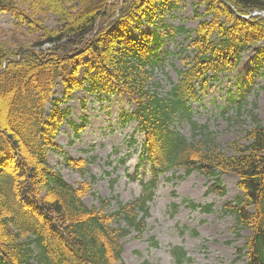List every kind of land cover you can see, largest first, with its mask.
I'll use <instances>...</instances> for the list:
<instances>
[{
  "label": "trees",
  "instance_id": "obj_1",
  "mask_svg": "<svg viewBox=\"0 0 264 264\" xmlns=\"http://www.w3.org/2000/svg\"><path fill=\"white\" fill-rule=\"evenodd\" d=\"M225 1L201 0L204 12L194 4L193 19L199 22L189 29L163 21L169 0H0V11L15 18L13 31L35 36L12 50L0 49V264L120 262L121 240L132 229L142 233L145 228L158 175L177 167L205 175L213 180L209 192L222 195L220 175H238L242 193L227 201L224 211L233 215L236 231H251L237 248L238 257L264 264V123L257 105L247 110L253 125L232 142V154L217 147L213 133L193 119L192 102L200 101L222 74L233 73L245 52L256 48L257 61L264 62V0ZM50 13L53 26L43 16ZM159 19L168 27L164 34L191 39L180 54L192 50L165 95L153 80L164 44ZM134 22L137 35L131 31ZM145 23L153 27L143 29ZM83 70L90 90L119 89L130 97L135 109L123 112L122 122L138 123L144 133L139 157L152 165L140 196L118 201L116 210L88 206L83 199L93 191L91 181L75 186L48 161L54 151L68 167H87L86 159L71 156L56 142L67 122L77 138L83 131L87 119L83 125L67 121L71 110L62 108L85 88ZM60 84L62 96L56 93ZM184 120L200 133L196 139L174 126ZM137 144L132 138L131 145ZM190 205L212 210L211 204L190 200ZM172 252L178 261L185 256L182 248Z\"/></svg>",
  "mask_w": 264,
  "mask_h": 264
},
{
  "label": "rangeland",
  "instance_id": "obj_2",
  "mask_svg": "<svg viewBox=\"0 0 264 264\" xmlns=\"http://www.w3.org/2000/svg\"><path fill=\"white\" fill-rule=\"evenodd\" d=\"M172 1L168 2L166 10L170 12L163 21L167 25L196 28L199 20L193 19L194 4H200L199 9L204 12L205 5L200 3L201 0H180L179 3L174 0L173 5L170 4ZM43 16L48 25L55 24L54 14ZM14 23L11 13L0 11V49L12 50L15 45L35 37L27 35L26 30L13 31ZM137 25L134 22L131 27L135 35L138 34ZM160 25L164 44L153 80L154 87L158 86L165 95L172 83L178 82L177 71L184 67V57L192 50L188 49L180 56L179 51L187 47L191 39L186 34L174 37L164 34L168 27ZM152 27L147 23L142 26L143 29ZM260 46L264 48V42ZM256 50L254 47L248 50L234 73L223 74L217 82L210 84L201 101L192 102L193 119L198 124L208 125L217 147L229 154L234 152L229 149L232 142L241 139L253 125L247 112L253 103H257L256 113L264 123V62L257 61ZM86 77L83 70L80 78L87 81L85 88L76 91L69 104L62 105V108L69 106L71 110L67 121L82 124L87 119L81 136L76 138L72 125L67 122L56 142L71 156L87 158L89 165L80 172L63 164V157L54 151H49L48 161L52 168L61 171L67 182L75 186L95 177L96 181L92 184L94 192L84 197V202L88 206L116 210L118 201L125 203L138 197L143 184L152 178L149 163L139 159V147L129 143L133 133L136 134L134 139L140 142L144 134L138 130L137 122L122 124V111L135 109L126 93L119 89L97 93L89 89L90 82ZM62 91L60 84L56 88L57 95L62 96ZM240 106H243L242 113H239ZM175 125L190 140L196 139L187 120ZM115 178L117 180L114 181ZM221 178L226 187L224 195L207 192L208 179L197 172L185 175L183 169H174L159 175L155 196L149 202L145 228L141 234L134 230L123 239L122 261L113 264H245V256L238 258L236 248L245 244L251 232L248 229L236 231L233 215L224 213L222 208L226 201L241 193L239 178L231 171L221 175ZM103 199H106L105 203ZM184 199L204 205L213 204V211L192 209ZM173 203L178 204L174 210ZM155 241L157 245L153 244ZM173 246L184 247L189 259L186 257L178 262L171 252Z\"/></svg>",
  "mask_w": 264,
  "mask_h": 264
},
{
  "label": "water",
  "instance_id": "obj_3",
  "mask_svg": "<svg viewBox=\"0 0 264 264\" xmlns=\"http://www.w3.org/2000/svg\"><path fill=\"white\" fill-rule=\"evenodd\" d=\"M223 2H226L225 0H223Z\"/></svg>",
  "mask_w": 264,
  "mask_h": 264
}]
</instances>
